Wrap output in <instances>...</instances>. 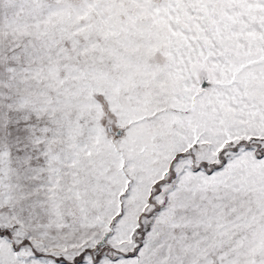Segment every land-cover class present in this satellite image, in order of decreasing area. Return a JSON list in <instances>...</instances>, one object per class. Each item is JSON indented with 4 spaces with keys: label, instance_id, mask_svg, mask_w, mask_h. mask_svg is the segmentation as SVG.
I'll return each instance as SVG.
<instances>
[{
    "label": "snow or ice",
    "instance_id": "snow-or-ice-1",
    "mask_svg": "<svg viewBox=\"0 0 264 264\" xmlns=\"http://www.w3.org/2000/svg\"><path fill=\"white\" fill-rule=\"evenodd\" d=\"M0 264H264V0H0Z\"/></svg>",
    "mask_w": 264,
    "mask_h": 264
}]
</instances>
